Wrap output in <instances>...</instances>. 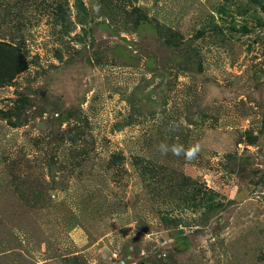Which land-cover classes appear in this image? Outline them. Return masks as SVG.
<instances>
[{
	"label": "rangeland",
	"instance_id": "rangeland-1",
	"mask_svg": "<svg viewBox=\"0 0 264 264\" xmlns=\"http://www.w3.org/2000/svg\"><path fill=\"white\" fill-rule=\"evenodd\" d=\"M135 6L150 19L137 28L129 0H0V40L29 62L0 109L26 93L43 115L0 119V264H264V8ZM69 110L88 121L84 151L59 148ZM194 145L192 160L171 151ZM189 177L226 206H180L172 189ZM36 181L51 205L13 224Z\"/></svg>",
	"mask_w": 264,
	"mask_h": 264
},
{
	"label": "trees",
	"instance_id": "trees-1",
	"mask_svg": "<svg viewBox=\"0 0 264 264\" xmlns=\"http://www.w3.org/2000/svg\"><path fill=\"white\" fill-rule=\"evenodd\" d=\"M139 0H129L131 3L132 9L127 12V17H131L134 20L133 27H136L141 24L143 21H149V17L147 14H144L142 9L135 6ZM255 5H259L264 8V0H249ZM83 3L80 2V6ZM59 8H62V5H59ZM79 9V5H77ZM59 16V15H56ZM261 25L264 26V22L260 20ZM163 32V31H161ZM249 32V31H248ZM172 33H170V36ZM27 51L25 46L22 45V42L16 43L15 41L9 42L0 40V89L5 87L14 86L16 80L29 69L28 57L26 55ZM201 69V64L199 65ZM36 107L32 104L31 96L26 93H19L17 98L12 101V105L8 109H0V119L6 121V123L12 128H20L24 127L29 123V113L33 112V117L31 120L37 119V114L39 113L37 109H32ZM73 111L69 110L67 113H59L55 118L62 125L66 124V129L61 130L59 134V148L63 149L68 145L72 147L69 149L70 152L74 151H84L82 147H76L82 140H85V129L84 124H88L87 119H83L81 114H73ZM42 117L43 115L39 113ZM86 127V126H85ZM44 139V136L41 140ZM39 140V139H35ZM258 141V137L254 136L253 133L248 135V143L249 145H253ZM86 142V141H85ZM86 152V151H85ZM55 155L49 160L53 161ZM120 157V156H119ZM122 159V157H120ZM49 162V163H50ZM148 167V165H147ZM26 169L29 166L25 167ZM12 172L16 174L18 172L17 163H14L12 166ZM19 179L17 175L16 180ZM22 181L26 179H21ZM37 182V188L33 190L34 197L32 199H26L24 195L19 197V207L16 212L13 213L12 220L13 224H16L20 219L25 218L26 210L21 207H27L31 210L33 209H43L47 208L51 205V198L49 195V187L48 185L44 186L40 182ZM264 183V182H263ZM178 187L176 189H172L175 194V199L180 206H187L191 209L203 208L204 211L207 212V216H213L216 214L220 208H224L226 205L224 202L219 200V194L207 189L205 185L196 184L194 187L190 184L189 179H184L179 184H176ZM163 221L176 223L174 219H170L169 216H163ZM175 225V224H174ZM184 245L187 244L183 241ZM65 258H68V261H71L72 256L64 255ZM77 257H75L76 259ZM78 262H76L77 264Z\"/></svg>",
	"mask_w": 264,
	"mask_h": 264
},
{
	"label": "clouds",
	"instance_id": "clouds-1",
	"mask_svg": "<svg viewBox=\"0 0 264 264\" xmlns=\"http://www.w3.org/2000/svg\"><path fill=\"white\" fill-rule=\"evenodd\" d=\"M159 150L166 154L169 150L165 144H161L159 146ZM200 148L199 145L190 146L188 149H184L182 146H174L171 151L176 155L180 156L183 154L187 160H192L196 157L197 153L199 152Z\"/></svg>",
	"mask_w": 264,
	"mask_h": 264
}]
</instances>
